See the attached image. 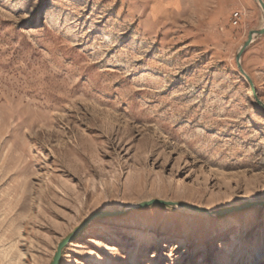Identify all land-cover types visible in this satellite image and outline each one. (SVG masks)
Masks as SVG:
<instances>
[{
    "label": "rangeland",
    "instance_id": "1",
    "mask_svg": "<svg viewBox=\"0 0 264 264\" xmlns=\"http://www.w3.org/2000/svg\"><path fill=\"white\" fill-rule=\"evenodd\" d=\"M263 30L258 0H0V264L89 220L59 264H264Z\"/></svg>",
    "mask_w": 264,
    "mask_h": 264
},
{
    "label": "bare ground",
    "instance_id": "2",
    "mask_svg": "<svg viewBox=\"0 0 264 264\" xmlns=\"http://www.w3.org/2000/svg\"><path fill=\"white\" fill-rule=\"evenodd\" d=\"M64 166L63 168H67L71 165V162L69 160L63 161ZM207 220L204 225H202L198 231H195V237L198 238H204L206 240L208 233L213 229V222H216L217 220ZM230 240L229 243H231L232 247H237L239 244L242 243L241 235L239 233H231L229 235Z\"/></svg>",
    "mask_w": 264,
    "mask_h": 264
},
{
    "label": "water",
    "instance_id": "3",
    "mask_svg": "<svg viewBox=\"0 0 264 264\" xmlns=\"http://www.w3.org/2000/svg\"><path fill=\"white\" fill-rule=\"evenodd\" d=\"M258 1L260 2V4L262 5V7H263V9H264V3H263V1H262V0H258ZM263 31H264V30H263ZM263 31H262V32H263ZM250 42H251V38H250L249 42L247 43V46L250 44ZM242 52H243V50L241 51L240 55L242 54ZM157 202H163V201H157ZM90 222H91L90 220L87 221V222H85L82 226H80V227L77 229V231L75 232V234H73V236H71L69 239H67L65 242H63V243L60 245L59 252H58V254L56 255V257H55V259H54V262H53L52 264H59V260H60V251H61V249H62V248L68 243V242H72V241L75 239L77 233L80 232V231H82L86 226H88V225L90 224Z\"/></svg>",
    "mask_w": 264,
    "mask_h": 264
}]
</instances>
